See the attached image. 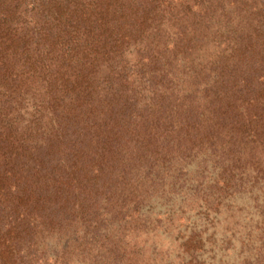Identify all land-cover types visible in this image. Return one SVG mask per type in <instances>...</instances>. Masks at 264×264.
Segmentation results:
<instances>
[{"label":"trees","instance_id":"16d2710c","mask_svg":"<svg viewBox=\"0 0 264 264\" xmlns=\"http://www.w3.org/2000/svg\"><path fill=\"white\" fill-rule=\"evenodd\" d=\"M237 92L247 104L264 94L258 0H0V264H49L37 237L72 218L103 225L106 186L155 167L154 136L208 138L240 114ZM29 103L25 128L12 115ZM259 178L249 191L263 194ZM231 181L225 167L214 185ZM254 202L243 264H264V201ZM183 245L191 261L205 243L193 233Z\"/></svg>","mask_w":264,"mask_h":264},{"label":"rangeland","instance_id":"374dc122","mask_svg":"<svg viewBox=\"0 0 264 264\" xmlns=\"http://www.w3.org/2000/svg\"><path fill=\"white\" fill-rule=\"evenodd\" d=\"M214 22L223 27V16L215 15ZM216 50L210 42L202 48L208 68ZM134 52L131 46L129 55ZM183 79L180 90L187 89ZM196 82L201 85L200 77ZM242 94L234 96L238 117L215 126L208 138L154 136L155 167H138L136 178L119 177L106 186L112 202L101 200L103 225L95 229V222L78 217L39 234L37 247L49 264H243L254 251L247 236L258 216L254 200L264 201V193L249 191L250 185L263 184L264 94L251 104ZM30 103L12 115L19 126L28 128L34 111ZM39 124L48 125L45 120ZM35 127L31 123L29 130ZM225 167L232 175L227 190L214 185ZM193 233L202 236L205 246L189 261L183 243ZM112 250L120 252L119 261Z\"/></svg>","mask_w":264,"mask_h":264}]
</instances>
